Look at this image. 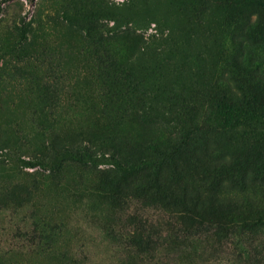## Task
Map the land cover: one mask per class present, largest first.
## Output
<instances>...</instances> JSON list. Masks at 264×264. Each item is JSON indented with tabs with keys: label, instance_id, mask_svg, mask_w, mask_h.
<instances>
[{
	"label": "rangeland",
	"instance_id": "obj_1",
	"mask_svg": "<svg viewBox=\"0 0 264 264\" xmlns=\"http://www.w3.org/2000/svg\"><path fill=\"white\" fill-rule=\"evenodd\" d=\"M218 4L0 0V264H264V148L237 169L206 120L233 80L264 87V14ZM165 178L248 206L179 223Z\"/></svg>",
	"mask_w": 264,
	"mask_h": 264
},
{
	"label": "trees",
	"instance_id": "obj_2",
	"mask_svg": "<svg viewBox=\"0 0 264 264\" xmlns=\"http://www.w3.org/2000/svg\"><path fill=\"white\" fill-rule=\"evenodd\" d=\"M254 14H264V0H219L217 6V15L226 19L245 15L251 17ZM252 80L254 82L248 78H239L221 87L215 97L213 108L206 117L208 124L221 135L223 146L225 143L227 148L226 154L237 157L235 162L237 169L252 158L242 145H247L250 149L252 147L253 150L259 146L264 148V87L253 76ZM222 153L218 159L222 157ZM259 155L264 156V152H260ZM227 159L229 158L223 155L222 160ZM171 164L173 167L160 168L157 172L167 175L173 170V173H177L178 178H181L183 171L179 162L173 161ZM213 169L216 170L214 167ZM204 177L202 180L209 182ZM165 179L156 182V191L152 198L154 201L162 202L161 207L172 214L170 217L176 218V221L182 224L189 223L193 226L209 219L216 228L232 225L238 222L236 217L241 214L242 208L248 206L247 197L226 195L222 190L218 194H211L210 191L191 193L187 182L185 184ZM227 181L228 178L222 176L219 180L220 188L222 187L224 191L236 188L229 186ZM246 221L242 218L239 223L245 226L248 223ZM177 222L172 221L171 225ZM254 226H264V219L257 218ZM132 233L137 234V230Z\"/></svg>",
	"mask_w": 264,
	"mask_h": 264
}]
</instances>
